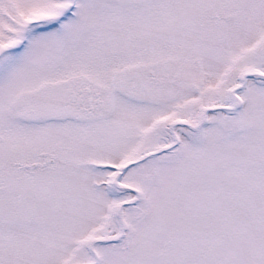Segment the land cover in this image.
Here are the masks:
<instances>
[{"label": "snow or ice", "instance_id": "obj_1", "mask_svg": "<svg viewBox=\"0 0 264 264\" xmlns=\"http://www.w3.org/2000/svg\"><path fill=\"white\" fill-rule=\"evenodd\" d=\"M0 264H264V0H0Z\"/></svg>", "mask_w": 264, "mask_h": 264}]
</instances>
